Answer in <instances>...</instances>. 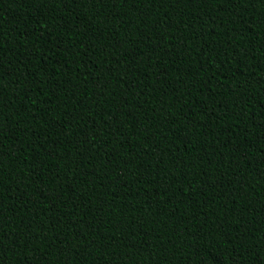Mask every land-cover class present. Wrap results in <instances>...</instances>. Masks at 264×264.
Masks as SVG:
<instances>
[{
    "label": "trees",
    "instance_id": "obj_1",
    "mask_svg": "<svg viewBox=\"0 0 264 264\" xmlns=\"http://www.w3.org/2000/svg\"><path fill=\"white\" fill-rule=\"evenodd\" d=\"M0 264H264V0H0Z\"/></svg>",
    "mask_w": 264,
    "mask_h": 264
}]
</instances>
